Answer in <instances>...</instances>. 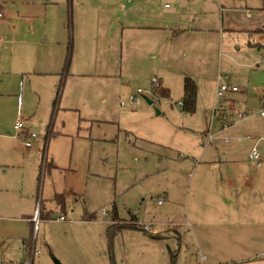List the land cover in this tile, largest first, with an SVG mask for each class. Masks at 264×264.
<instances>
[{
	"label": "rangeland",
	"instance_id": "rangeland-1",
	"mask_svg": "<svg viewBox=\"0 0 264 264\" xmlns=\"http://www.w3.org/2000/svg\"><path fill=\"white\" fill-rule=\"evenodd\" d=\"M131 1V10L127 7L124 11L160 16L177 10L195 16L197 25L202 21L205 27L220 30L221 35L215 36V49L208 66L210 75H207L216 81L218 76H226L225 82L239 89L245 84L249 93L259 92L257 87L264 81L261 67L264 51L253 42L264 48V0ZM117 8L116 0H95L92 6L85 3L82 9L70 5V13L75 12V39L78 15L92 13L101 18L100 21L82 19L88 25L86 31L92 42V47L87 48L97 53V41L101 39V50L113 62L112 68L121 67L124 46L105 16L121 13ZM132 48L137 53L135 44ZM143 55L134 61L125 89L118 84L99 85L86 76H69L57 95L58 82L52 91L54 96L46 104L38 106V97L32 93L30 97H23L24 125L30 124L29 132L37 137L28 140L31 147L27 150L31 152L25 155L26 159L18 160V169L26 174L27 182L21 198L17 193L15 196L21 203L32 205V212L39 203L47 217L41 216L34 224L33 264H54V259L60 264L195 263L192 250L184 247L178 253L177 235L173 230L188 238L185 227L158 226L157 229L165 230L157 238L138 227L151 221L181 222L186 194L194 181L190 172L180 171L178 153L148 144L149 138L143 130L149 127L143 114L133 119L123 115L132 105H140V112L152 110L155 115L159 111L161 97L153 91L147 97L153 102L151 105L140 95L138 103L131 104L128 100V95L137 89L151 91L153 79L159 81L155 76L156 67H148L157 61L149 60L148 53ZM194 66L197 64H190L186 71L193 75ZM172 104L178 109L177 102ZM226 116L231 120L229 112ZM259 138L261 166L254 170L263 172L264 118L251 115L214 139L213 145L220 157L232 149L233 160L241 162ZM226 139L228 143L224 142ZM23 145L21 139L15 146L23 151ZM213 177L218 184V174ZM259 188L264 189V178ZM160 199L165 201L158 205ZM60 216L65 221H59ZM27 257L24 253L22 264L28 262Z\"/></svg>",
	"mask_w": 264,
	"mask_h": 264
},
{
	"label": "crops",
	"instance_id": "crops-1",
	"mask_svg": "<svg viewBox=\"0 0 264 264\" xmlns=\"http://www.w3.org/2000/svg\"><path fill=\"white\" fill-rule=\"evenodd\" d=\"M94 1L0 0V10L4 14L0 21V264H22L24 253L33 263L36 254L33 218L37 214L38 221L46 215L39 203L32 212V205L23 204L19 199L27 179L18 169V160H25V155L31 152L24 145L23 151H18L15 146L23 139L13 128L19 115L23 123L25 121L22 117L23 97H30L32 93L38 97V106L46 104L54 96L52 91L58 82L57 95L69 76H86L99 85L118 84L125 89V81L131 78L134 70V61L143 58L144 53L150 54L149 60L157 61L148 67H156L155 76L165 91V97L158 100V115L163 117L158 118L152 110L140 112V105L130 106L123 115L133 119L143 114L149 127L143 130L149 138L148 144L165 152L178 153L180 171L190 172L189 176L194 178L193 186L186 194L181 222L161 224L151 221L145 224H151L158 232L153 238L165 230L157 229L158 226L185 227L188 238L173 230L177 235L178 253L184 247L192 250L194 264H264V189L259 188L264 171H255L256 166L250 158L252 148L258 151L261 138L241 162L233 160L232 149L221 153L220 157L213 145L223 132H229L251 115L258 116L257 111L264 101V81L257 87L259 92L253 90L251 93L245 84L239 89L228 82L238 90L217 99L219 80L210 79L207 74L215 49V36L221 35L220 30L205 27L202 21L197 25L195 16L177 10L160 16L124 11L130 8L131 0H116L117 9L122 12L105 16L110 25L113 24V33L121 36L124 46L121 67L112 68L113 62L101 50V39L97 41V53H91L87 48L92 47V42L86 31L88 25L82 19L100 21V17L92 13L78 15L75 39V12L70 13V5L82 9L85 3L92 6ZM134 44L137 53H133ZM253 45L264 51L257 42ZM192 63L197 64L193 67L196 71L193 75L186 71ZM185 76L191 77L198 89L193 114L182 112L178 105L183 98ZM175 102L178 109L172 106ZM216 104L222 105L225 114L231 115L226 129H222L220 112L214 119L211 117L212 107ZM236 110L250 116L235 121ZM30 127L26 124L24 130L29 132ZM209 135L211 140H208ZM246 139L252 140L250 136ZM262 153L264 155V147ZM217 174L218 184L213 177ZM160 200L158 205L165 201Z\"/></svg>",
	"mask_w": 264,
	"mask_h": 264
},
{
	"label": "built area",
	"instance_id": "built-area-1",
	"mask_svg": "<svg viewBox=\"0 0 264 264\" xmlns=\"http://www.w3.org/2000/svg\"><path fill=\"white\" fill-rule=\"evenodd\" d=\"M4 14L3 12L0 10V21L3 19ZM255 43V42H253ZM262 68L264 69V56L262 59V63H261ZM218 85H217V89H216V98L220 99L222 98L226 93H233L236 92L238 90L237 87L235 86H231L229 83L225 82L227 81V77L226 76H218ZM150 87H151V91L148 90H141V89H137V91L134 94H131L129 97V101L130 103H138V96L140 95L141 97H148V94L151 93L157 89L160 88V83L157 79H153L150 83ZM179 105H181V103H179ZM220 112V120L222 122V129H226L228 127V123H229V118L226 116L225 112H224V107L222 105H214L212 107V112H211V117L214 118L216 113ZM257 115L261 118H264V101L262 102V106L261 108L257 111ZM250 116L249 113L244 112V111H238L236 110L234 112V117H235V121H243L246 120L248 117ZM14 130L16 132H18L19 136L24 140V146L26 148H29L31 146V143L28 141L29 139H33L35 138L37 135L33 132H26L24 130V123L21 119V116L19 115L16 122L14 123L13 126ZM212 136L209 135L208 136V140H211ZM227 141V139H226ZM250 158L252 159V161L254 162V165L256 167L260 166V155L259 152L257 151L256 148H252L250 151ZM162 202V200L158 201V204H160ZM33 221L35 222V224L37 223V214L34 215ZM59 221H65V218L63 216L59 217ZM144 233L152 235V236H156L158 234V232L156 230H154L151 226V224H140L138 226ZM26 264H33L32 260L29 259L28 262Z\"/></svg>",
	"mask_w": 264,
	"mask_h": 264
},
{
	"label": "trees",
	"instance_id": "trees-1",
	"mask_svg": "<svg viewBox=\"0 0 264 264\" xmlns=\"http://www.w3.org/2000/svg\"><path fill=\"white\" fill-rule=\"evenodd\" d=\"M197 85L195 81L185 76L183 79V98L181 101V110L187 114H193L196 110V99H197ZM154 94L159 97H165V91L160 87L154 91Z\"/></svg>",
	"mask_w": 264,
	"mask_h": 264
},
{
	"label": "water",
	"instance_id": "water-1",
	"mask_svg": "<svg viewBox=\"0 0 264 264\" xmlns=\"http://www.w3.org/2000/svg\"><path fill=\"white\" fill-rule=\"evenodd\" d=\"M0 35H1V33H0ZM144 100H145L149 105L152 104V101L149 100L147 97H144ZM156 114H157V115L159 114V111H158V110H156ZM53 262H54V264H60V262L57 261V260H55V259L53 260Z\"/></svg>",
	"mask_w": 264,
	"mask_h": 264
}]
</instances>
